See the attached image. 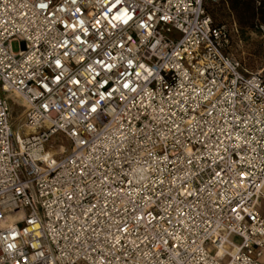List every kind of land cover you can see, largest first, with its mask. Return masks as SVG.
<instances>
[{"label": "built area", "instance_id": "obj_1", "mask_svg": "<svg viewBox=\"0 0 264 264\" xmlns=\"http://www.w3.org/2000/svg\"><path fill=\"white\" fill-rule=\"evenodd\" d=\"M220 1L0 0V264H264V76Z\"/></svg>", "mask_w": 264, "mask_h": 264}, {"label": "rangeland", "instance_id": "obj_2", "mask_svg": "<svg viewBox=\"0 0 264 264\" xmlns=\"http://www.w3.org/2000/svg\"><path fill=\"white\" fill-rule=\"evenodd\" d=\"M255 17L251 24L243 25L240 22L238 13L231 8L227 0H221L219 3L212 4L209 8V14L215 23H227L233 27L231 33L230 51L236 55L242 63L252 71H261L264 76V21L261 20L259 11L261 5L254 1ZM237 29V30H234ZM175 36L179 33L174 31ZM11 49L17 52L20 49L18 39L11 41ZM9 105L11 108V127L13 132H18L21 136L28 133L22 127L25 120L24 108L20 102L9 95ZM48 152H52L54 157L60 159L70 150L69 140L61 132L54 134L50 141L45 145Z\"/></svg>", "mask_w": 264, "mask_h": 264}, {"label": "trees", "instance_id": "obj_3", "mask_svg": "<svg viewBox=\"0 0 264 264\" xmlns=\"http://www.w3.org/2000/svg\"><path fill=\"white\" fill-rule=\"evenodd\" d=\"M232 9H234L239 16L240 22L243 25L251 24L253 18L255 17V6L254 1H259L260 7L257 9L259 11V15L261 20L264 21V0H227ZM212 4L215 3H207V11L209 13V8Z\"/></svg>", "mask_w": 264, "mask_h": 264}, {"label": "crops", "instance_id": "obj_4", "mask_svg": "<svg viewBox=\"0 0 264 264\" xmlns=\"http://www.w3.org/2000/svg\"><path fill=\"white\" fill-rule=\"evenodd\" d=\"M262 192L264 193V187H263ZM257 209H258L259 213L264 216V195L259 198ZM261 260L264 261V253L261 256Z\"/></svg>", "mask_w": 264, "mask_h": 264}, {"label": "bare ground", "instance_id": "obj_5", "mask_svg": "<svg viewBox=\"0 0 264 264\" xmlns=\"http://www.w3.org/2000/svg\"><path fill=\"white\" fill-rule=\"evenodd\" d=\"M27 127V126H26ZM28 128V127H27ZM27 131L29 130V129H26ZM18 133V132H17ZM18 135H19V137H20V134L18 133ZM46 153H50V152H48L47 150H46ZM262 191H263V188H262ZM262 194L264 195V193L262 192Z\"/></svg>", "mask_w": 264, "mask_h": 264}, {"label": "snow or ice", "instance_id": "obj_6", "mask_svg": "<svg viewBox=\"0 0 264 264\" xmlns=\"http://www.w3.org/2000/svg\"><path fill=\"white\" fill-rule=\"evenodd\" d=\"M117 2H119V0H117ZM113 7H115V5H113ZM119 17H117V19H118ZM125 22H127V21H125ZM127 86V85H126Z\"/></svg>", "mask_w": 264, "mask_h": 264}]
</instances>
